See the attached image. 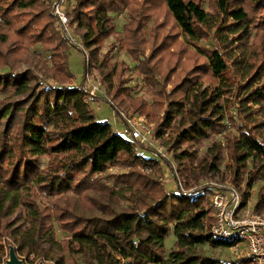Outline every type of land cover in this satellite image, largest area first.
<instances>
[{
	"label": "trees",
	"instance_id": "16d2710c",
	"mask_svg": "<svg viewBox=\"0 0 264 264\" xmlns=\"http://www.w3.org/2000/svg\"><path fill=\"white\" fill-rule=\"evenodd\" d=\"M162 1L186 39L192 44L203 39L201 29L209 16L199 2ZM236 1L214 0L218 16L229 18L231 25L247 21L242 4L264 3ZM44 2L0 0V23L10 24L17 17L25 21L19 34L28 46L40 45L49 53L47 78L55 81L42 84L32 72L0 74V264H5L11 247L24 264H253L250 257L225 263L200 253L204 246L231 249L235 244L211 235V208L205 206L208 190L163 194L155 176L145 172L148 168L156 171L157 162L144 157L138 152L142 146L113 131L110 123L97 121L87 93L70 84L69 47L43 8ZM73 2L67 15L89 51L88 62L83 56L84 73L87 68L97 70L114 89V97L128 99L131 90L123 87L127 68L116 61L109 63L110 54L100 55V50L101 42L115 31L111 14L132 10V1ZM139 27L138 23L134 28L125 25L119 44L138 63L137 72L153 89L152 96L162 97L165 92L154 80L155 72L139 54ZM245 33L238 44L245 40ZM160 51L154 49V54ZM205 53L207 67L203 69L218 86L203 90L196 82H185L190 86L184 97L168 102L154 136L159 138L178 119L179 131L170 152L179 165L187 163L181 169L187 174L183 183L194 185L200 176L217 173L219 149L213 145L209 161L180 150L181 145L226 134L225 117L216 110L222 111L224 105L235 107L241 122L236 124L229 117L235 133L225 135V149L233 163L234 181L247 172L248 189L262 182L254 204V211H260L264 208V59L252 61L245 51L234 58L245 83L236 86L239 92L228 104V61L215 49ZM117 166L125 172L107 173ZM248 198V193L243 194L242 203ZM57 232L65 235L58 238ZM171 234L175 240L166 254L165 242Z\"/></svg>",
	"mask_w": 264,
	"mask_h": 264
},
{
	"label": "rangeland",
	"instance_id": "374dc122",
	"mask_svg": "<svg viewBox=\"0 0 264 264\" xmlns=\"http://www.w3.org/2000/svg\"><path fill=\"white\" fill-rule=\"evenodd\" d=\"M45 1L43 8L53 19L55 28L62 37L63 42H65V46L69 47L68 66L73 74L70 84L75 87L81 86L87 92L90 107L93 109L97 121L110 123L115 132L122 131L124 118L141 120V123L148 127L150 132L148 142L144 144L139 141L134 142L142 146L138 152H141L144 157L153 158L157 162L158 169L156 171L152 172L153 169L148 168L145 169V172H150L155 176L163 194L169 195L178 189L183 192L194 193L200 188H204L208 190V194L205 196V206L211 208V204L210 206L206 204L210 203L212 194L217 190L234 191L242 201L243 194L248 193L247 203H242L244 208L249 212L264 216V208L260 211H254L256 191L260 188L262 182H256L251 189H248L247 172L240 179L234 181L233 163L230 161L225 149V135L235 133V128L229 117L234 118L236 124L241 122L240 114L236 113L234 106L232 108L224 105L222 111L216 110L218 115L225 117L222 124L226 134H216L210 139L194 145H181L180 150L186 149L188 152H194L197 158H207L209 161L213 157L211 156L213 145H216L219 149L220 164L217 173H209L205 177L200 176L199 183L194 185L186 186L183 183L187 174L181 172V169L183 170L187 163L183 161V165H179L172 157L173 152H170V147L173 146L174 139L179 131L178 119L176 118L173 123L166 126L159 138L154 136L158 125L162 122L168 102L184 97V91L190 86L185 85V82H196L203 90L218 86L217 80L211 77L209 72L204 71L206 68L203 69L207 67L205 52L215 49L223 56L225 55V60L228 61L230 78L228 87L230 93L227 94V97L231 100L227 103L230 104L235 101L231 98H234L239 92L236 90V86L244 84L245 81L241 79L238 73L240 66L233 63L234 58H240L241 52L245 51L246 55L252 58V61L264 59V34L262 31L264 28V3L261 5L242 4L241 6L247 12V21L243 24L235 23L231 25L232 22L229 18L218 16L214 0H196L208 13L209 17L205 27L201 29L204 33L203 39L193 43L194 45L184 37L182 31L174 23L162 0H131L133 3L132 10L111 14L115 31L110 37L101 42L100 55L110 54L109 56L112 59L109 60V63L116 61L124 64L127 68L123 76L125 80L123 87L131 90L129 92L130 97L127 99L123 95H119V98L114 97V89L109 88L97 70H88L87 68V72L84 73L83 56H85V61L88 62L89 51L83 44L81 31L76 29V26L70 22L67 15L72 10L73 0ZM230 1L237 2L236 0ZM56 11L64 16L66 19L65 24L61 22L59 16L55 13ZM39 23V25H42L43 21ZM137 23L138 26H141L139 27L141 28L139 31L141 46L137 45L140 49L139 54L141 59L148 63L149 68L155 72L154 80L161 84V88H159L165 92V95H161L162 97L152 96L153 89L145 84L144 77L137 72L136 64L138 63L126 52L124 46L119 44L124 38V26L129 25L130 28H134ZM24 24L25 21L20 17L10 19V24L7 25L0 23V74L32 72L40 83L55 84V81L47 78L49 53L43 52L40 45L28 46L25 38L20 36L19 30ZM244 31L246 32L245 40L243 43L238 44ZM223 38H226L227 41H223ZM160 48L162 51L154 54V49L157 52ZM230 55H232L231 60H229ZM256 85L258 84L256 83L253 86ZM0 97L2 96L0 95ZM119 100L125 101H122V104ZM219 104H222V102H219ZM177 152H180L179 149ZM124 172L125 170L121 166L107 170V173L115 174ZM213 214V210L210 209L211 222H213ZM64 235L62 232H57L58 238ZM174 240L172 234L166 240V254L173 248ZM200 250V253L212 256L225 263L247 258L246 249L241 245L231 249H211L204 246Z\"/></svg>",
	"mask_w": 264,
	"mask_h": 264
},
{
	"label": "built area",
	"instance_id": "2783aa9c",
	"mask_svg": "<svg viewBox=\"0 0 264 264\" xmlns=\"http://www.w3.org/2000/svg\"><path fill=\"white\" fill-rule=\"evenodd\" d=\"M55 13L65 24L64 16L58 11ZM86 101L90 104L89 96L86 97ZM124 119L122 131L116 133L133 142L147 143L150 136L148 127L142 124L141 120ZM210 204L214 213L210 227L211 235L219 240L235 242L232 248L241 245L246 249L247 257L253 259V264H264V216L246 210L242 205V199L234 191L217 190L212 194Z\"/></svg>",
	"mask_w": 264,
	"mask_h": 264
},
{
	"label": "water",
	"instance_id": "95a60500",
	"mask_svg": "<svg viewBox=\"0 0 264 264\" xmlns=\"http://www.w3.org/2000/svg\"><path fill=\"white\" fill-rule=\"evenodd\" d=\"M5 264H24L16 255L14 248H9L8 250V259L6 260ZM39 264H46V263H39Z\"/></svg>",
	"mask_w": 264,
	"mask_h": 264
}]
</instances>
